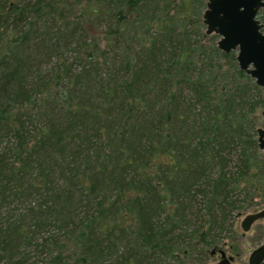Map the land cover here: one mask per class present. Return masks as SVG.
Segmentation results:
<instances>
[{
  "label": "trees",
  "instance_id": "16d2710c",
  "mask_svg": "<svg viewBox=\"0 0 264 264\" xmlns=\"http://www.w3.org/2000/svg\"><path fill=\"white\" fill-rule=\"evenodd\" d=\"M176 1L0 0V264H185L264 182V98Z\"/></svg>",
  "mask_w": 264,
  "mask_h": 264
},
{
  "label": "water",
  "instance_id": "95a60500",
  "mask_svg": "<svg viewBox=\"0 0 264 264\" xmlns=\"http://www.w3.org/2000/svg\"><path fill=\"white\" fill-rule=\"evenodd\" d=\"M258 10L264 15V0H206L201 19L204 32L217 35L216 46L220 51L236 52L238 69L263 88L264 96V26L255 18ZM260 116L264 119V106ZM256 135L257 148L264 152V129L257 128ZM257 220L264 225V207L246 215L240 222L241 230L247 231ZM215 264L228 262L221 260ZM248 264H264V241L250 253Z\"/></svg>",
  "mask_w": 264,
  "mask_h": 264
},
{
  "label": "rangeland",
  "instance_id": "374dc122",
  "mask_svg": "<svg viewBox=\"0 0 264 264\" xmlns=\"http://www.w3.org/2000/svg\"><path fill=\"white\" fill-rule=\"evenodd\" d=\"M204 1L206 2V0ZM175 2L178 1L175 0ZM177 4H179V2ZM180 7V4L177 5L175 10H178ZM205 40L206 39L204 38L201 41L206 44ZM256 87L259 88L263 96L262 88L257 85ZM252 94L253 90H249L248 95ZM253 101V98L247 101V108H249L253 104ZM260 111L261 107H258L255 108V111L252 115H248L249 118H253L254 120V129L264 128V119H262V117L260 116ZM246 112H248V110ZM254 138H256V133L254 135ZM257 153L260 159L264 156V152L262 151L257 150ZM233 164V162L230 163V168L233 167ZM247 179V182H242L229 194L228 201L234 202V210L229 212V216L225 221L217 223L214 226V229L210 231L209 235L204 238V240L207 243L209 242L210 245H203V248H205V250H199L200 244L198 242V238H194L191 242L188 241L190 249L187 251L185 264H212L219 258V256L216 253V255L213 257L210 255V252L213 249L221 248L224 249L225 253L226 251H230L232 256L237 255L234 256L235 260L233 264H246L249 253L252 251V249H254L262 242V238L264 236V227L262 224V220L255 221L245 232L242 231L239 226L241 220L245 215L255 213L264 207V182L259 185V183H256L254 181V177H247ZM196 201V208H202L200 197H197ZM192 226V228H196V226H198V223H195ZM195 243L197 244V246L194 245ZM148 262L151 264H171L170 259H149Z\"/></svg>",
  "mask_w": 264,
  "mask_h": 264
},
{
  "label": "flooded vegetation",
  "instance_id": "af4514ba",
  "mask_svg": "<svg viewBox=\"0 0 264 264\" xmlns=\"http://www.w3.org/2000/svg\"><path fill=\"white\" fill-rule=\"evenodd\" d=\"M263 14H262V12L260 11V10H258L257 11V13H256V16H255V18L259 21V23H261L263 26H264V20H263ZM230 51H232V52H234V54L236 53L235 51H233V50H230ZM229 51V52H230ZM247 75V74H246ZM251 78V77H250ZM252 79V78H251ZM253 80V79H252ZM254 81V80H253ZM258 86V85H257ZM260 87V86H259ZM262 88V87H261ZM262 93H263V88H262ZM264 97V96H263ZM264 106V105H263ZM262 106V107H263ZM262 107H261V109H262ZM263 119V118H262ZM257 129V128H256ZM256 129H255V133H256ZM264 129V128H263ZM256 138H257V135H256ZM256 138H255V142H256ZM256 147H257V142H256ZM257 150H258V148H257ZM259 151V150H258ZM263 152V151H262ZM264 157V156H263ZM262 157V158H263ZM262 158H261V161H262ZM248 215V214H247ZM246 216V215H245ZM244 216V217H245ZM262 224H263V221H262ZM240 226V225H239ZM263 227H264V225H263ZM263 240H262V242L258 245V246H256L254 249H256L257 247H259L262 243H263V241H264V236H263V238H262ZM254 249H252V251L254 250ZM218 251V252H217ZM251 251V252H252ZM250 252V253H251ZM216 253L218 254V256H219V258L215 261V262H213L212 264H215V263H217V262H219V261H221V260H226L227 262H228V264H233V262H234V260H235V258H234V256H237V255H231V253H230V251H226V253L224 252V249H213L211 252H210V255L211 256H215L216 255ZM228 253V254H227ZM250 253H249V255H250ZM249 255H248V257H249ZM248 257H247V260H246V264H248Z\"/></svg>",
  "mask_w": 264,
  "mask_h": 264
}]
</instances>
